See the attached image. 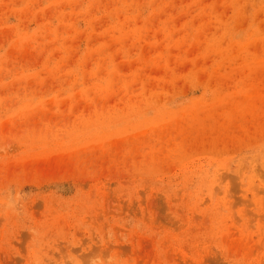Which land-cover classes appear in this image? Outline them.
<instances>
[{"label":"rangeland","instance_id":"374dc122","mask_svg":"<svg viewBox=\"0 0 264 264\" xmlns=\"http://www.w3.org/2000/svg\"><path fill=\"white\" fill-rule=\"evenodd\" d=\"M0 264H264V0H0Z\"/></svg>","mask_w":264,"mask_h":264}]
</instances>
